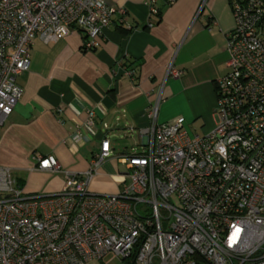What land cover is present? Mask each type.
<instances>
[{"label": "built area", "instance_id": "obj_1", "mask_svg": "<svg viewBox=\"0 0 264 264\" xmlns=\"http://www.w3.org/2000/svg\"><path fill=\"white\" fill-rule=\"evenodd\" d=\"M230 5L214 128L191 136L183 117L158 122L150 105L142 143L115 155L125 167L116 194L89 189L113 155L108 139L81 172L34 157L36 170L67 175L57 194H25L0 166V264H264V0ZM115 13L125 20L106 0H0V125L23 94L17 77L30 68L35 38L79 30L93 47ZM166 75L181 71L171 62Z\"/></svg>", "mask_w": 264, "mask_h": 264}, {"label": "crops", "instance_id": "obj_2", "mask_svg": "<svg viewBox=\"0 0 264 264\" xmlns=\"http://www.w3.org/2000/svg\"><path fill=\"white\" fill-rule=\"evenodd\" d=\"M106 1L125 10L130 29L115 13L93 47L84 46L79 30L50 43L35 38L30 68L17 77L23 94L0 125V166L12 169L25 194H57L67 180L64 172L36 170V155L55 157L63 171L81 172L102 139L113 155L89 189L118 193L116 146L125 137L131 151L142 143L137 131L148 125L150 105H158V122L183 117L191 136L216 124L215 82L228 70L225 47L234 28L230 0ZM171 62L179 77L166 75ZM127 67L135 69L133 77Z\"/></svg>", "mask_w": 264, "mask_h": 264}, {"label": "rangeland", "instance_id": "obj_3", "mask_svg": "<svg viewBox=\"0 0 264 264\" xmlns=\"http://www.w3.org/2000/svg\"><path fill=\"white\" fill-rule=\"evenodd\" d=\"M119 143H121V144H118L117 146H116V151H115V155H120V154H127V153H130L131 152V149H130V146H131V144H132V141L130 140V139H128V138H123V140H121V142L119 141ZM125 144H127V150H123L124 149V147H125ZM130 145V146H129ZM141 148H138V150H140ZM118 171L120 172V173H123V172H125V167H124V165H121V164H119L118 165ZM111 264H118V262L117 261H113Z\"/></svg>", "mask_w": 264, "mask_h": 264}]
</instances>
